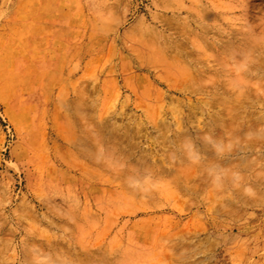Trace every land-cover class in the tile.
Wrapping results in <instances>:
<instances>
[{
  "label": "rangeland",
  "instance_id": "rangeland-1",
  "mask_svg": "<svg viewBox=\"0 0 264 264\" xmlns=\"http://www.w3.org/2000/svg\"><path fill=\"white\" fill-rule=\"evenodd\" d=\"M0 264H264V0H0Z\"/></svg>",
  "mask_w": 264,
  "mask_h": 264
},
{
  "label": "bare ground",
  "instance_id": "bare-ground-1",
  "mask_svg": "<svg viewBox=\"0 0 264 264\" xmlns=\"http://www.w3.org/2000/svg\"><path fill=\"white\" fill-rule=\"evenodd\" d=\"M165 55V54H164ZM152 67V66H151ZM163 69V68H162ZM187 72H188V70H186ZM161 72V71H160ZM162 73V72H161ZM176 74V73H175ZM186 75V74H185ZM165 77H164V75H163V79H164ZM154 79V78H153ZM158 80V79H157ZM231 81V80H230ZM191 83V82H190ZM170 85V84H169ZM178 86V85H177ZM202 88V87H201ZM172 89V88H171ZM168 91V90H167ZM169 92V91H168ZM175 93V92H174ZM200 93V92H199ZM215 93V92H214ZM217 94H219V93H217ZM161 95V94H160ZM180 95H181V93H180ZM188 95V94H187ZM195 95V94H194ZM205 95V94H204ZM190 96V95H189ZM209 96V95H208ZM228 96H229V94H228ZM218 97V96H217ZM190 98V97H189ZM226 98V97H225ZM229 98V97H228ZM219 99V98H218ZM222 99V98H221ZM235 99H237V98H235ZM223 100V99H222ZM220 101V100H219ZM224 101V100H223ZM226 101V100H225ZM244 101H245V99H244ZM215 102H217V101H215ZM186 117V116H185ZM184 117V118H185ZM176 120H179V119H177L176 118ZM211 120V119H210ZM241 120H242V118H241ZM243 128V127H242ZM242 128H240V129H242ZM244 129V128H243ZM246 129V128H245ZM221 130V129H220ZM241 131H243V130H241ZM222 132V131H221ZM197 133V132H196ZM192 136V135H191ZM196 139V138H195ZM204 139V138H203ZM194 140V139H193ZM246 140V139H245ZM248 140V139H247ZM196 141V140H195ZM243 145V144H242ZM260 146V145H259ZM192 165H194V163H192ZM182 176V175H181Z\"/></svg>",
  "mask_w": 264,
  "mask_h": 264
}]
</instances>
